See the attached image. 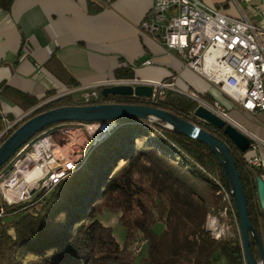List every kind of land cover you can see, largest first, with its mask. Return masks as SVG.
I'll return each instance as SVG.
<instances>
[{"label": "trees", "instance_id": "obj_1", "mask_svg": "<svg viewBox=\"0 0 264 264\" xmlns=\"http://www.w3.org/2000/svg\"><path fill=\"white\" fill-rule=\"evenodd\" d=\"M13 1L0 0V10L9 11ZM114 76L134 78L125 69H117ZM198 97L214 103L208 94ZM11 98L23 113L44 101L20 92H13ZM101 103L165 110L227 144L247 197L249 220L264 250L258 173L247 166L246 152H240L222 131L194 116L198 107L194 100L169 92L156 103L112 96H101ZM76 105L80 104L72 97L63 96L35 109L1 136L0 145L33 116ZM114 122L119 125L93 148L81 167L49 192L38 193L30 201L0 204V264H212L221 259L224 264H245L240 239L215 240L205 228L207 217L219 219L222 209L215 181L229 187L216 156L204 144L158 123ZM103 212L119 215L126 230L122 247L112 229L97 218ZM156 222L164 226L160 234L153 231ZM137 234L147 246L140 263L129 251ZM250 243L258 261L257 246L253 240Z\"/></svg>", "mask_w": 264, "mask_h": 264}, {"label": "crops", "instance_id": "obj_2", "mask_svg": "<svg viewBox=\"0 0 264 264\" xmlns=\"http://www.w3.org/2000/svg\"><path fill=\"white\" fill-rule=\"evenodd\" d=\"M201 1L232 18L244 15L264 29V0ZM153 2L14 0L9 11L0 10V129L25 114L12 102L13 92L44 99L43 103L69 89L117 80V69L131 71L133 80L172 81L176 91L208 94L214 102L225 103L216 89L184 68L177 55L139 35V24ZM256 6L259 12L253 10ZM147 60L151 65L143 66ZM235 108L230 104L229 109ZM240 111L262 126L247 129L231 122L264 141V115ZM234 116L240 117L239 112Z\"/></svg>", "mask_w": 264, "mask_h": 264}, {"label": "built area", "instance_id": "obj_3", "mask_svg": "<svg viewBox=\"0 0 264 264\" xmlns=\"http://www.w3.org/2000/svg\"><path fill=\"white\" fill-rule=\"evenodd\" d=\"M253 10L259 12L260 7H253ZM138 32L141 37H150L165 50L177 55L184 68L205 80L244 113L264 115V29L244 15L241 18L226 16L201 0H154L149 14L140 22ZM142 65L149 66L151 61L147 60ZM114 85L151 86V97L144 98L151 103L163 100L169 92L193 100L196 98L194 93L176 91L172 81L113 79L69 89L45 103L70 96L80 105L98 104L101 100V89ZM40 106L42 105H38L16 121L7 122L0 138ZM201 106L235 126L221 103L215 101L211 106L204 103ZM117 124L114 121L69 122L66 127L55 124L36 134L19 149V154L11 158L0 170V195L3 202L8 205L17 204L30 201L38 193L49 192L61 181L64 174L77 171L83 151L98 141L99 136L108 128ZM241 132L249 139L246 164L258 173V178L264 183V141ZM226 189L227 219L236 226L239 233L230 189L227 186ZM2 213L3 209L0 207V216ZM135 251L137 252L136 248Z\"/></svg>", "mask_w": 264, "mask_h": 264}, {"label": "water", "instance_id": "obj_4", "mask_svg": "<svg viewBox=\"0 0 264 264\" xmlns=\"http://www.w3.org/2000/svg\"><path fill=\"white\" fill-rule=\"evenodd\" d=\"M103 98L108 96L144 99L152 95V87L148 85L110 86L102 88ZM31 111V110H30ZM26 112L25 114H28ZM194 116L216 130L222 131L227 139L242 153L249 148V139L230 123L199 105ZM124 119H138L149 123H158L161 127L180 133L204 144L218 159V163L227 178L230 194L238 215L240 240L245 264H264V250L256 229L252 226L247 213V197L239 174L230 154L229 147L214 135L202 130L198 126L187 122L176 115L151 106L136 104L101 103L94 105L63 106L51 109L33 116L22 123L0 145V170L11 157L36 134L44 129L60 123H108ZM257 197L259 205L264 211V183L257 178ZM251 240L257 246L259 259H255L251 251Z\"/></svg>", "mask_w": 264, "mask_h": 264}, {"label": "rangeland", "instance_id": "obj_5", "mask_svg": "<svg viewBox=\"0 0 264 264\" xmlns=\"http://www.w3.org/2000/svg\"><path fill=\"white\" fill-rule=\"evenodd\" d=\"M55 97H57V96H55ZM224 99H225L226 102L222 103V104L226 107V110H227L226 113H227V116H228V118L230 120H232L233 122H237L238 124L242 125L244 128H247V129H249L251 126H257V127L262 126L261 121H258L256 118L248 117V116L244 115L238 108H235L236 109L235 111L239 112L240 117L239 116H238V118L235 117L234 116V112L235 111L229 109L230 104H232L231 100H229L225 96H224ZM54 100H51V101H54ZM194 101L197 103L198 106L201 105L202 103H204V104H206L208 106H211L213 104V103H208L207 101L203 100L202 98L198 97L197 95H196V98H194ZM44 103L45 102L40 103L39 105L43 106V105H45V104H47L49 102H47L45 104ZM62 125H64V124H62ZM62 127H66V125H64ZM97 154L99 156H103L104 153L102 151H98ZM15 156L13 158H15ZM87 157H88L87 155H84V156L80 155L79 161L82 160V159H84V161H85L87 159ZM2 202H3V200H2L1 195H0V204ZM118 217H119L118 214H113V213H110V212H103L102 214H99L97 218L99 219V221L104 226L110 227L112 229V233H113V237H114L115 241L122 247L124 245V242H125L126 230L120 224ZM212 218H213V216H211V215H209L207 217L205 228L209 232V234L211 235V237L213 239L217 240L218 237H220V236H221L220 239H235V238L240 239V232L238 233L236 231V226H234V224H232L229 219H227V218L223 219V222H219L218 224L215 225V224H213L214 222H213ZM163 229H164V226H163L162 222H156L154 224V226H153V231L156 234H160L163 231ZM135 248L136 249L140 248L138 253L135 251ZM129 251H130L131 255L136 258L137 263H140V261H142L146 257L147 246H146V243L142 240L140 234H137L136 238L133 240L131 246L129 247ZM218 264H224V260L221 259L218 262Z\"/></svg>", "mask_w": 264, "mask_h": 264}, {"label": "bare ground", "instance_id": "obj_6", "mask_svg": "<svg viewBox=\"0 0 264 264\" xmlns=\"http://www.w3.org/2000/svg\"><path fill=\"white\" fill-rule=\"evenodd\" d=\"M62 124H64V125H66V123H60L59 124V127L61 126H64V125H62ZM119 124H117V125H114V126H111L110 128H108V130L107 131H105V133L104 134H102L101 136H99V140L98 141H95L94 143H92L91 144V147H89V149H86V151H84L83 152V156L84 155H89L90 154V152L93 150V148H95L103 139H105L106 138V136L113 130V129H115L117 126H118ZM16 154H19V150L11 157V158H13ZM9 162V161H8ZM83 162H84V159H82V160H80L79 161V167H81V165L83 164ZM71 173H73V172H68V174H64L63 175V177L64 178H66L69 174H71ZM63 177H61V179L63 178ZM63 178V179H64ZM62 179V180H63ZM61 180V181H62ZM215 184H216V186H217V195H219V197H220V201H221V206H222V209H220V212H219V219L218 218H215V217H213L212 218V220H213V224H218L219 222H223V219H226L227 218V211H226V209H225V207H226V200H227V189H226V186H223L220 182H217V181H215ZM225 221V220H224ZM225 224V223H224ZM226 225V224H225ZM220 236V235H219ZM221 238V236L220 237H218V239L217 240H219ZM134 248V247H133ZM138 248V247H137ZM134 250V249H133ZM140 250V248L139 249H137V253H138V251Z\"/></svg>", "mask_w": 264, "mask_h": 264}]
</instances>
